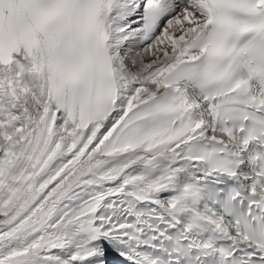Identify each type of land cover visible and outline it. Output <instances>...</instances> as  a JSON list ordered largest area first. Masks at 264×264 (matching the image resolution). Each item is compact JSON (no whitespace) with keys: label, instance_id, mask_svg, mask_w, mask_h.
Instances as JSON below:
<instances>
[{"label":"snow or ice","instance_id":"obj_1","mask_svg":"<svg viewBox=\"0 0 264 264\" xmlns=\"http://www.w3.org/2000/svg\"><path fill=\"white\" fill-rule=\"evenodd\" d=\"M0 264H264V0H0Z\"/></svg>","mask_w":264,"mask_h":264}]
</instances>
